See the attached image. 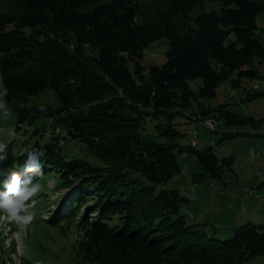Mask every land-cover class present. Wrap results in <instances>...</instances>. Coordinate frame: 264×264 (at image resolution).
Listing matches in <instances>:
<instances>
[{
  "label": "trees",
  "instance_id": "obj_1",
  "mask_svg": "<svg viewBox=\"0 0 264 264\" xmlns=\"http://www.w3.org/2000/svg\"><path fill=\"white\" fill-rule=\"evenodd\" d=\"M206 1L0 0V81L17 129L27 124V133L38 119L54 117L50 135L38 127L33 142L0 153V186L22 169L28 152L43 150L40 180L56 177L72 190L66 217L92 202L76 246L80 264H246L264 257V218L225 229L190 223V199L160 188L183 172L185 154L197 157L195 182L223 180L234 169V157L220 159L212 146L180 145L178 117L264 124L228 104L203 102L229 80L239 88L264 79V0H222L221 13L206 11ZM162 38L169 41L167 60L147 69L145 50ZM197 79L203 86L195 93L189 82ZM50 90L61 103L56 112L32 103ZM246 91L248 101L263 95ZM195 104L198 111L189 113ZM153 120L161 121L165 141L146 140ZM68 142L88 155L71 147L67 153Z\"/></svg>",
  "mask_w": 264,
  "mask_h": 264
},
{
  "label": "rangeland",
  "instance_id": "obj_2",
  "mask_svg": "<svg viewBox=\"0 0 264 264\" xmlns=\"http://www.w3.org/2000/svg\"><path fill=\"white\" fill-rule=\"evenodd\" d=\"M222 7V0L206 1V11L221 13ZM199 13L200 10L197 9L194 16ZM258 24V35L264 44V14L258 18ZM167 50L169 41L166 38L151 44L145 50L144 66L149 69L152 65L164 64ZM261 69L264 70V67ZM189 86L198 93L203 81H190ZM246 88L251 94L260 92L263 95L248 101ZM203 102L207 106L228 104L231 111L241 116L264 119V79L247 80L239 88H234L229 80L220 86L214 99H203ZM32 103L43 108L50 107L54 112L61 108L59 99L51 90L33 97ZM8 108L11 118H0V143L7 146V151L21 146L25 141L33 142L37 138V135L33 136V131L38 127L44 126L47 135H50L54 117L38 119L26 133L28 125L24 124L17 129L18 114L12 107ZM193 111H198L197 104L188 109L189 113ZM160 122H147L144 133L146 140L165 141L166 138L157 128ZM175 128L184 134L178 139L182 146H193L198 151L212 146L220 159L234 157V169L227 171L223 180L204 178L195 182L194 176L201 171L196 155L188 154L186 158L180 156L181 164L188 171L184 168L180 175L160 188L177 189L190 199L184 209L188 222H207L220 229L239 226L250 220L261 223L264 218V185H259L264 182V124L253 128L250 124L229 125L221 120L216 132H213L205 126L204 121L186 123V118L182 115L175 120ZM69 144L68 142L64 147L67 153L71 147ZM71 148L73 153L88 155L84 146L78 148L72 145ZM259 173L262 176H258ZM42 175L34 179V182L42 185V189L35 197V208L30 209L35 212L31 224H19L0 212V264H80L76 246L83 236L81 226L84 220L93 215L87 209L92 202L88 200L89 203L81 206L78 211L75 208L70 213L75 214L74 217H66V203L72 190L61 188L56 177L40 180ZM2 190L3 187L0 186V191ZM246 264H264V257L252 259Z\"/></svg>",
  "mask_w": 264,
  "mask_h": 264
},
{
  "label": "clouds",
  "instance_id": "obj_3",
  "mask_svg": "<svg viewBox=\"0 0 264 264\" xmlns=\"http://www.w3.org/2000/svg\"><path fill=\"white\" fill-rule=\"evenodd\" d=\"M8 89L0 81V118H11V112L7 106L6 97ZM6 145L0 143V153L6 150ZM43 150H33L27 153L25 163L19 172L12 171L3 181V190L0 191V212L5 213L10 220L22 225H29L35 218L36 200L42 189V185L34 182V178L42 175L43 165L40 157ZM5 159L0 155V161Z\"/></svg>",
  "mask_w": 264,
  "mask_h": 264
},
{
  "label": "built area",
  "instance_id": "obj_4",
  "mask_svg": "<svg viewBox=\"0 0 264 264\" xmlns=\"http://www.w3.org/2000/svg\"><path fill=\"white\" fill-rule=\"evenodd\" d=\"M204 123H205V126H207L209 130L215 131L217 129V122L214 119L208 118L204 120ZM184 168H185V171L187 172V167H184ZM258 176H262V173H259Z\"/></svg>",
  "mask_w": 264,
  "mask_h": 264
},
{
  "label": "crops",
  "instance_id": "obj_5",
  "mask_svg": "<svg viewBox=\"0 0 264 264\" xmlns=\"http://www.w3.org/2000/svg\"><path fill=\"white\" fill-rule=\"evenodd\" d=\"M188 156H189L188 154L183 155V157H185V158L188 157ZM185 167H186V166H185ZM187 171H188V169H187ZM262 183H263V182H262ZM262 183H261V184H262ZM261 184L259 185V187H261ZM247 190H249V189L247 188ZM197 197H198V196H197Z\"/></svg>",
  "mask_w": 264,
  "mask_h": 264
},
{
  "label": "bare ground",
  "instance_id": "obj_6",
  "mask_svg": "<svg viewBox=\"0 0 264 264\" xmlns=\"http://www.w3.org/2000/svg\"><path fill=\"white\" fill-rule=\"evenodd\" d=\"M57 209V208H56Z\"/></svg>",
  "mask_w": 264,
  "mask_h": 264
}]
</instances>
